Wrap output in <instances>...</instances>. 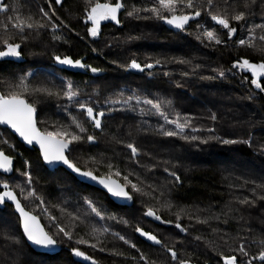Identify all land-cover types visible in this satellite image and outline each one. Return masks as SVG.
<instances>
[{"label":"trees","instance_id":"obj_1","mask_svg":"<svg viewBox=\"0 0 264 264\" xmlns=\"http://www.w3.org/2000/svg\"><path fill=\"white\" fill-rule=\"evenodd\" d=\"M49 1L56 18L67 28L51 16L45 0H0V5L7 7L6 12H0V39L15 31H4V24L11 29L9 17L31 15L46 24L42 29H26L24 37H11L9 42L21 46L20 60L0 61V94L20 91L16 85L26 78L29 90L22 94L36 106L41 131L64 127L75 131L72 116L84 124V139L72 144L68 154L73 163L96 176H107L108 164H112V172H120L112 178L123 184V177L128 176L142 191L132 192L128 186L132 205H116L106 194L80 183L65 170L48 171L36 150L25 148L0 127V150L14 160L13 174L0 175V184H9L24 209L39 218L45 231L56 235L44 209L73 233L71 240L62 234L56 236V256L34 252L21 233L12 206L4 203L0 205V264H92L76 259L73 248L96 264H144L141 255L149 264H179L181 259L190 264H223L221 255H235L239 264H264L254 259L264 251V92L251 84L250 72L232 67L241 59L264 62V41L259 39L264 30L255 28L264 24V0L255 4L251 0H213L211 12L226 16L230 27L236 29L231 39L227 29L211 20L207 0H193L201 16L179 32L150 12H139V18L127 16L133 8H151L154 0H121L124 7L118 13L120 23L101 22L96 37L88 35L91 23L85 16L86 0H62L61 5ZM40 8L49 13L48 20L39 14ZM192 11L184 9L185 14ZM238 13H244V18L233 20L231 17ZM52 24L57 27L53 29ZM205 29L215 31L222 42L216 44L203 36L198 39ZM249 29H254L253 46L239 45L240 39L248 38ZM54 35L61 38L54 40ZM3 47L0 43V50ZM54 56L84 58L86 66L100 71L93 73L86 67L85 72L69 73L55 64ZM132 60L142 67L150 63L156 68L133 69L128 67ZM68 82L79 92L81 102L105 112L102 129L92 127L75 102L67 101L62 94L33 91L46 88L56 93ZM129 96L133 99L127 104L108 103ZM135 97L141 102L137 103ZM145 98L162 102L169 119L181 123L187 120L184 132L163 135V131L177 129L155 114L151 106L144 105ZM88 135L95 136V141L89 142ZM193 136L197 139H191ZM5 140L8 144L3 143ZM224 140L236 142L225 144ZM128 143L137 148L135 157L126 147ZM100 147L103 159L94 151ZM25 171L31 175L30 184L22 175ZM29 190L41 199H25ZM141 195L146 205L139 204ZM85 199L95 201L105 219L92 214ZM149 208L169 224L149 221L145 216ZM110 216L116 219H108ZM177 223L184 231L175 227ZM137 227L156 235L161 245L143 242L135 231ZM93 228L97 232L93 233ZM105 228L107 232H103ZM120 236L136 247L125 244ZM81 238L88 244H77ZM92 243L97 244L95 249L89 246ZM241 246L247 256L239 252ZM168 247L177 252L176 261Z\"/></svg>","mask_w":264,"mask_h":264},{"label":"snow or ice","instance_id":"obj_2","mask_svg":"<svg viewBox=\"0 0 264 264\" xmlns=\"http://www.w3.org/2000/svg\"><path fill=\"white\" fill-rule=\"evenodd\" d=\"M227 2V0H225ZM256 0H251V4H255ZM56 5H61L62 0H55ZM208 4V13L211 17V20L215 22V24L222 26L224 29H227V35L229 39L233 37V34L236 32V29L230 27L229 19L226 16H221L219 13H212L211 7L213 4V0H207ZM246 7L250 5L246 3ZM52 5L49 4V8ZM124 7V4L121 0H114L113 3L104 2L101 3L99 0H96L95 3L92 0H86V8H85V16L86 20L91 23V27L88 28V35L91 37H96L100 31L101 21L111 20L116 24H119L120 21L118 19V13ZM197 6L194 4L193 0H154L153 6L151 8H142L137 9L133 8L131 11L127 12V16L139 18V12H150L153 17L158 20H163L166 24L172 26L173 28L184 31L185 25L189 23L190 20H195L197 17L201 16V11L196 10ZM184 9L194 10L189 14H185ZM7 7L0 5V12H6ZM39 14L44 17L45 20L49 19V13L46 12L43 8L39 9ZM51 16H56L54 11L51 12ZM149 18V17H145ZM233 20L240 21L244 18V13H238L231 17ZM9 23L11 24V29H9L7 24H4L5 33H9L11 30H15L11 33V35H6L3 39H0V43L3 44V50H0V57H19L20 56V44L9 42L11 37L20 34L21 37L25 36V30H38L46 27L45 23H42L39 20H34L31 15L21 18L20 16H16L14 19L9 17ZM57 19H59L57 17ZM3 23V22H0ZM63 23V21H61ZM53 29L57 27V25H51ZM67 28V25H64ZM255 28L264 30V24H257ZM254 29H249V36L247 39H240L238 44L241 46L247 45L248 47L253 46V40L255 36L252 34ZM200 36H203L208 41H214L216 44H220L222 41L215 31L205 29L203 32L198 35V39ZM61 37L53 36L54 40H59ZM261 41H264V35L259 37ZM95 51V49H94ZM53 59L61 65H67L71 67L77 68H85L90 67L86 66L81 62L80 59H72L68 56H54ZM183 63V61H181ZM156 63H159L157 61ZM128 67L133 69H138L143 71V68L151 69L153 67L152 64H145L143 67L137 63L135 60H132ZM233 68H238L242 71H247L251 73V84L264 92V62L261 63H252L248 59H241L235 61L232 65ZM90 71L93 73H97L100 69L96 67H90ZM167 75V74H166ZM220 76H223L224 73L220 72ZM26 78H21L20 82L16 87L20 89V91H10L7 94H0V125H7L8 128L12 129L26 144L28 145H38L40 156L46 164H63L66 165L68 169H70L73 173L78 174L80 177L88 178L92 181H96L99 185H101L108 194L112 197L123 199V200H131L132 196L130 192L127 190L128 186L131 187L132 192H141V188L138 187L136 183H132L128 176H124V183L121 184L117 182V180L113 179L112 176H119L120 172L116 171L112 172L113 165L108 164L109 174L107 176H96L92 171H83L77 164L73 163L69 158V153L72 151L70 145L77 143L84 139L81 135L86 131L84 124L81 123L76 117H70L72 120V124L75 127V131H70L67 127L61 128L55 131H41L37 127L36 121V113L37 108L33 103H30L22 93L28 92V85L25 84ZM35 92L46 93L47 95H63V97L69 102H75L78 107V110L81 112L83 116L87 118V121L91 123L92 127L95 129H102V118L105 116L104 111H96L92 106L85 102H81L78 99L79 92L74 90V85L71 82L66 83L59 92L53 93L51 90L46 88H36L33 89ZM137 103H140L141 100L139 97H135ZM133 99L132 96H129L127 100H111L108 103H124L127 104ZM142 103L144 105L151 106L152 109L155 110V114L159 115L163 120L168 124L175 125L177 131H163V135L172 137L179 135L184 132V129L187 127V120L183 123L179 121V119L172 120L169 119V116L163 110V103L159 101H154L152 99H143ZM170 101L167 104L170 105ZM143 111V110H142ZM212 119L215 120L216 117L212 116ZM195 130V129H193ZM211 131V129H209ZM183 139H188L187 136L182 137ZM96 139L93 135H88L87 140L89 142H94ZM191 139L195 140L197 137L193 136ZM219 139V138H216ZM225 144L235 143L236 141L232 140H224L222 141ZM4 144H8V141H3ZM128 149L131 150L132 156L135 157L137 155V148L132 144L128 143L126 145ZM28 164L27 161H25ZM13 168V158L9 155H6L3 150H0V170L3 173H9ZM167 171V169H166ZM29 182L31 183V175L29 172L25 171L22 173ZM169 175L175 176L174 172H169ZM177 182H179V177L176 176ZM17 188L20 189L21 193L25 192V189L20 185H16ZM0 188L3 190L0 191V205L4 204L6 201H11L15 205V210L19 213V228L22 229L23 237L30 242L32 245L40 247L42 249H50L54 248L57 244L56 236H62L71 240L73 237V233L69 231L65 226L57 221V218L54 215H51L44 209L45 214L48 215L50 221H52L53 226L56 230V235L50 234L48 231H45L43 227H41L40 223L37 220V217L30 212L25 211L24 207L21 206L20 200L17 198L14 191L10 188L7 182L0 184ZM41 199L34 190L27 191L25 199L28 198ZM84 203L91 210V213L96 217H99L101 220L105 219V213L103 210L97 206V203L91 199H85ZM247 203V201H245ZM41 207L43 208V201L41 200ZM170 207V205H169ZM63 211V209H61ZM71 215V214H69ZM146 216L154 217L156 220H160L161 223H168L167 221L161 220V217L156 214V212L149 208L145 212ZM179 219V217H177ZM73 220L78 219L76 216H72ZM108 219H116L114 216L108 217ZM127 223V221H125ZM177 229L184 231L179 223L175 225ZM93 233L97 232L96 228L92 229ZM108 229H103V232H107ZM137 233L141 237H145L148 241H151L153 244L161 245V239H158L156 235L151 234L147 231H144L142 228L137 227L135 229ZM124 241L125 244H130V242L125 239L124 236L119 237ZM199 239V238H198ZM77 244H88V241L81 238L76 240ZM264 244V240L261 241ZM92 248H96L97 244L92 243L89 245ZM131 247L135 248V244H130ZM103 250V249H101ZM173 261L178 259L177 252L174 251L171 247L166 249ZM72 252L77 257H83L85 260L90 259L84 252L78 250L77 248H73ZM239 252L244 256H247L248 253L245 251L244 246L239 248ZM220 259L223 261V264H239V260L235 255H221ZM254 259H258L261 262H264V251L259 253L258 257H254ZM140 260L144 261V264H149L148 259L144 256H140ZM92 264H96L95 260L92 261ZM179 264H188L187 260L181 259ZM247 264H252L251 261H248Z\"/></svg>","mask_w":264,"mask_h":264},{"label":"water","instance_id":"obj_3","mask_svg":"<svg viewBox=\"0 0 264 264\" xmlns=\"http://www.w3.org/2000/svg\"><path fill=\"white\" fill-rule=\"evenodd\" d=\"M165 23V22H164ZM215 23V22H214ZM166 26H168L169 28L175 30L176 32H179L180 30L179 29H176V28H173L172 26L168 25L165 23ZM186 26V25H185ZM1 57H0V61H1ZM85 61V59H81V62L83 63ZM156 68V66H153L151 69L149 68H143V71H152ZM60 69L61 70H64L66 72H70V73H80L82 71L83 68H77V67H71V66H67V65H60ZM251 74V73H250ZM36 118V116H35ZM1 128H4V129H7L13 136H15V138L18 140V142L20 144H22L25 148L29 149V150H36L38 153H39V156H40V151H39V146L38 145H35V144H32V145H28L26 144L12 129L8 128L7 125H0ZM70 148H71V145H70ZM130 150V149H129ZM131 151V150H130ZM40 159L42 161V164L44 165V167L48 170V171H54L56 169H63L65 170L67 173H69L71 176H73L77 181H79L80 183H83L89 187H92V188H95L101 192H103L104 194L107 195L108 199L110 201H112L114 204L116 205H119V206H131L132 205V199L131 200H123V199H119V198H115V197H112L110 194L107 193V191L101 186L99 185L96 181H92L88 178H84V177H80L78 174L76 173H73L70 169L67 168L66 165H63V164H52V165H49V164H46L42 157L40 156ZM14 172V160H13V168H12V171H10L9 173H3L2 170H0V175L2 176H5V177H9L13 174ZM99 177V176H98ZM114 179V178H113ZM116 180V179H115ZM117 182H119L117 180ZM120 183V182H119ZM5 203H8L12 206L13 208V211H14V214L18 217V220H19V213L16 212L15 210V205L11 202V201H6ZM22 206V204H21ZM23 207V206H22ZM25 211H27L25 209ZM29 212V211H27ZM31 213V212H30ZM32 214V213H31ZM34 215V214H33ZM37 217V216H36ZM148 219H153V217H150V216H147ZM37 220L38 222L40 223L41 227H43L41 221L39 220V218L37 217ZM44 228V227H43ZM21 230V233L23 235V232H22V229ZM138 234V237L145 243L147 244H153L151 241H148L145 237H141ZM25 239V238H24ZM27 245L34 251V252H37V253H41V254H44V255H48V256H56L59 254V247L58 245L56 244V246L54 248H50V249H42L40 247H37L35 245H32L30 242H28L26 239H25ZM258 262H261L260 260H258Z\"/></svg>","mask_w":264,"mask_h":264},{"label":"rangeland","instance_id":"obj_4","mask_svg":"<svg viewBox=\"0 0 264 264\" xmlns=\"http://www.w3.org/2000/svg\"><path fill=\"white\" fill-rule=\"evenodd\" d=\"M45 3H46V7H47V10L49 11V13L51 14V12L52 11H54L53 10V8L51 7V8H49V4H51L50 3V1L49 0H45ZM52 5V4H51ZM53 18H56V16H52ZM56 20H58L57 18H56ZM58 22H59V20H58ZM62 26H64V24L63 23H61V22H59ZM57 77H59V78H62V75H59V74H57ZM27 78H28V76H27ZM73 117V116H72ZM78 119V118H77ZM62 122V121H61ZM71 122H72V120H71ZM85 127V126H84ZM4 129V128H3ZM7 130V129H6ZM83 135H84V133H82ZM100 144V143H99ZM102 144V143H101ZM101 149V147L100 148H95V153L98 155H100V157L99 158H101V159H103L104 157V155H103V153H102V151L100 150ZM108 158V157H107ZM261 174V173H260ZM263 174V173H262ZM261 174V175H262ZM142 196L143 195H141V198H140V200H139V204L140 205H146V201H144L143 199H142ZM146 216V215H145ZM147 217V216H146ZM148 219V218H147ZM149 221H151V222H155V223H161V221L160 220H156L155 218L152 220V219H149ZM161 224H164V225H168L169 224V222L168 223H161ZM74 257L76 258V259H78V260H80V261H82V262H85V263H92V261L90 260V259H88V260H85L83 257H77V256H75L74 255ZM188 264H190V263H188Z\"/></svg>","mask_w":264,"mask_h":264},{"label":"flooded vegetation","instance_id":"obj_5","mask_svg":"<svg viewBox=\"0 0 264 264\" xmlns=\"http://www.w3.org/2000/svg\"><path fill=\"white\" fill-rule=\"evenodd\" d=\"M107 21V20H106ZM101 22H104V21H101ZM1 61H11V62H18L19 60H20V56L19 57H1ZM56 65H58V67L60 68V65L61 64H58L57 62L55 63ZM83 64H85L84 62H83ZM64 71V70H63ZM85 71H87L86 70V67L85 68H83L82 69V71L81 72H85ZM70 73V72H69ZM74 74V73H73ZM153 219H154V217H153ZM152 219V220H153Z\"/></svg>","mask_w":264,"mask_h":264}]
</instances>
